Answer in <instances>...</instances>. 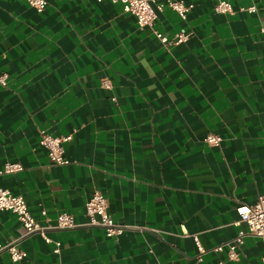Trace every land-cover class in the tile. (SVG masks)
I'll use <instances>...</instances> for the list:
<instances>
[{
  "label": "crops",
  "instance_id": "1",
  "mask_svg": "<svg viewBox=\"0 0 264 264\" xmlns=\"http://www.w3.org/2000/svg\"><path fill=\"white\" fill-rule=\"evenodd\" d=\"M185 1V21L165 6L153 28L120 1L48 0L40 12L0 0V169L22 165L0 186L41 224L43 209L51 224L61 211L78 224L47 231L57 253L0 210V244L16 238L25 252L14 262L0 251V264H264V238L246 237L237 259L211 250L245 228L237 207L264 195V0H233V14ZM154 29L190 37L168 46ZM42 130L72 135L69 164L49 160ZM95 191L130 228L107 236L88 224Z\"/></svg>",
  "mask_w": 264,
  "mask_h": 264
},
{
  "label": "built area",
  "instance_id": "2",
  "mask_svg": "<svg viewBox=\"0 0 264 264\" xmlns=\"http://www.w3.org/2000/svg\"><path fill=\"white\" fill-rule=\"evenodd\" d=\"M30 6L34 7L37 11L42 12L47 4L48 0H25ZM113 2L120 1L123 5V9L126 12L135 16L139 27H155V23L158 17V11L168 6L174 10L182 20H186L188 13L190 12L192 5L188 4L185 0H112ZM214 8L219 13L233 14L235 12L233 8V0H217ZM242 10L248 12H255L257 5L252 4L250 6L242 7ZM157 38L164 45H175L185 42L190 33L184 29L175 32L172 36L154 29ZM8 74L6 72L0 74V82L7 84ZM103 86L111 88V82L109 79H103ZM72 138L71 134L65 136H56L41 131L39 143L46 148L49 160L53 164L65 165L69 164L70 160L66 157L64 144ZM223 138L218 134L208 133L204 137V142L208 145L218 146L221 144ZM22 169V165L18 162H8L4 168L0 169V175L15 172ZM0 210H8L16 215L24 228V235L40 234L46 242L54 243V252H60L61 241H53L48 235L49 229H65L73 228L78 224L73 214L67 211H61L54 219V224H51V218L48 215L47 210L41 211L42 217L45 219L46 224H41L40 221L33 216L28 208V204L22 195L12 193L9 189L0 186ZM85 212L89 217L88 224L92 226L101 227L105 230L107 236H114L121 234L127 228L131 226L126 223L117 222L112 214L108 211L107 198L95 191L85 203ZM237 212L240 216L236 222L238 225L245 224V228H242L238 234L228 242L219 244L211 248L212 251L221 252L224 248H227L228 255L231 259H237L240 248L245 243V238L248 236L264 238V195L260 196L258 200L253 204H241L237 207ZM141 229L140 226H134ZM194 240L199 251V258H202L209 250L205 248L197 235H194ZM7 251L10 254L11 259L14 262L21 261L25 252L19 246V239H11L0 244V251ZM57 264H66L59 262Z\"/></svg>",
  "mask_w": 264,
  "mask_h": 264
}]
</instances>
